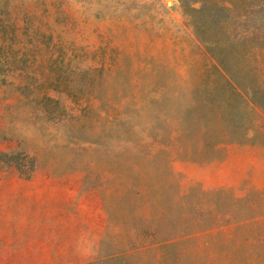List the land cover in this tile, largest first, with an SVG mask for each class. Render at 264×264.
<instances>
[{"label":"rangeland","instance_id":"374dc122","mask_svg":"<svg viewBox=\"0 0 264 264\" xmlns=\"http://www.w3.org/2000/svg\"><path fill=\"white\" fill-rule=\"evenodd\" d=\"M0 264H264V0H0Z\"/></svg>","mask_w":264,"mask_h":264},{"label":"trees","instance_id":"16d2710c","mask_svg":"<svg viewBox=\"0 0 264 264\" xmlns=\"http://www.w3.org/2000/svg\"><path fill=\"white\" fill-rule=\"evenodd\" d=\"M202 2V0H201ZM204 9V5H201V7L196 8V7H189V10L192 13H200L202 12ZM191 25L193 26V29L195 30V34L197 36V38L202 41L203 43L207 44V49L209 50V52L211 53V55L213 56L214 59V63L212 65V69L214 71V73L218 76V77H222L224 79H226L227 81H233L236 82L235 79V72L233 71V69H231L225 62V58L222 56H218L215 55L214 53V49L216 48V43L214 41L208 42L204 35V33H198V31L200 32L201 30V26L198 23V21H196V19H193L191 22ZM197 31V32H196ZM213 47V48H212Z\"/></svg>","mask_w":264,"mask_h":264}]
</instances>
